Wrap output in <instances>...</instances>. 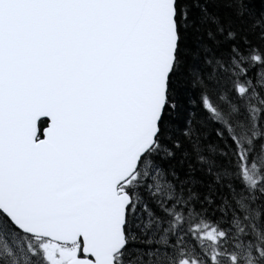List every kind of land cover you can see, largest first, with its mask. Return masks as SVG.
<instances>
[{
  "label": "snow or ice",
  "instance_id": "1",
  "mask_svg": "<svg viewBox=\"0 0 264 264\" xmlns=\"http://www.w3.org/2000/svg\"><path fill=\"white\" fill-rule=\"evenodd\" d=\"M0 264H264V0H0Z\"/></svg>",
  "mask_w": 264,
  "mask_h": 264
}]
</instances>
